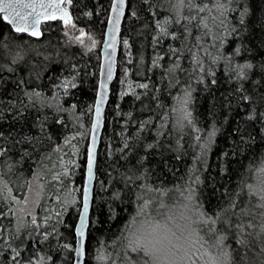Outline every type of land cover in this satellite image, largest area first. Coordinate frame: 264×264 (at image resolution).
I'll return each mask as SVG.
<instances>
[{"label": "trees", "instance_id": "obj_1", "mask_svg": "<svg viewBox=\"0 0 264 264\" xmlns=\"http://www.w3.org/2000/svg\"><path fill=\"white\" fill-rule=\"evenodd\" d=\"M173 2L127 1L84 264H120L129 223L150 190L155 205L164 208L191 190L195 217L202 212L215 219L214 234L203 243L225 247L235 264H264V232L258 228L264 209L245 187L256 185L264 166V0H193L191 9ZM110 4L71 0V21L101 42ZM41 30L40 38L16 33L0 16V159L15 172L45 174V200L56 192L60 199L71 179L77 198L60 209L55 203L56 212L41 214L38 229L19 233L0 202V264L74 259L100 44L85 51L68 42L59 20ZM180 101L188 112L182 125ZM72 143L77 150L68 175L49 180L57 149L66 157Z\"/></svg>", "mask_w": 264, "mask_h": 264}, {"label": "snow or ice", "instance_id": "obj_2", "mask_svg": "<svg viewBox=\"0 0 264 264\" xmlns=\"http://www.w3.org/2000/svg\"><path fill=\"white\" fill-rule=\"evenodd\" d=\"M60 2L62 3L63 0H60ZM123 2L124 0H118V3L113 4V12L117 13L115 17L116 23L119 22V15L120 11L123 9ZM68 3H71V0H68ZM172 6H188L190 9L196 7L193 0H174ZM39 7L44 9L45 11L40 13L36 12V3H23L22 0H0V13H7L3 16V20L6 21L9 25H12L16 33L29 32V34L34 37L41 35V33L37 30V27L41 22V18L45 21L57 20L59 18L63 20L65 24L70 23V18L67 12H63L60 17H57L55 14H51L48 12V9L59 8V4L41 3ZM25 9H32V11L25 12L23 11ZM199 10L202 11V9ZM83 35L84 33L81 30V36L75 38L81 44H83L84 42L81 38ZM125 43L127 42L125 41ZM93 47H95V41H93ZM245 67L251 66L246 65ZM107 79H111L110 69L107 73ZM61 86L67 88L69 84L65 82ZM71 87H75V84H71ZM105 87L106 85L102 83L100 99L97 101L96 105L97 123L96 125H94L93 130H95V128L99 126L100 106L103 104L106 95V93L103 91ZM139 87L144 88L147 87V85L141 84L139 85ZM35 95L39 97V93ZM261 116L262 118H264V113H262ZM93 139H95V137H93ZM93 159V154L89 152V175H91ZM257 171H259L260 173H264V167L258 169ZM245 187L248 189L249 199L251 200L253 196H258L260 202L257 204V207L264 209V179L260 180V187L258 190L256 189V186L252 184H248ZM185 200L188 201V203H185L183 205L185 210H193L198 208V205L192 204L194 200V193L191 190H189V194L185 196ZM150 204V200L144 201L142 204H140L136 216L133 217L132 224L137 225V227L134 231L131 232V238L128 241L127 247L134 255H129L128 252H125L122 264H176L177 258L183 261L189 256V252L185 251L184 245L180 243L181 239L184 238V229H181L177 225L174 230L172 223L174 217L172 215H169V213L166 211H161V209L165 207L164 204L160 203L155 208H153L152 211L155 212V215H152V213L148 211ZM231 207H235V204L230 205V208ZM229 210L230 209H225V212ZM242 213L244 215L249 214L247 209H243ZM87 215L88 202L87 189H85L83 211L80 213V224L78 226L80 240L78 241V247L75 249L77 255H81L83 253V229L85 227ZM260 215L261 217H264V212H261ZM197 216L198 219L193 222H189L191 219L190 217L182 216V218L186 221V228L192 229L193 224H196V226L201 231L209 234H214L212 224L215 223V219L212 217H206V214L202 212H198ZM217 218H219V216H217ZM33 223H35V220L33 221ZM235 227L238 234H240L241 236L244 235L243 223H239L235 225ZM249 227H251V225H249ZM261 231L264 232V225H262ZM145 234H157L160 239L155 241L148 240L146 239ZM248 235H251V233H249ZM238 243L246 246L248 242L241 239L238 241ZM262 251H264V249H262ZM221 254L225 257V264H235V262L231 260V257L228 253L222 252Z\"/></svg>", "mask_w": 264, "mask_h": 264}, {"label": "rangeland", "instance_id": "obj_3", "mask_svg": "<svg viewBox=\"0 0 264 264\" xmlns=\"http://www.w3.org/2000/svg\"><path fill=\"white\" fill-rule=\"evenodd\" d=\"M65 5L69 7L68 0ZM62 26L65 39L68 42H72L82 46L85 51H89L93 48V41H95V46L99 44L101 45L102 41L100 42V40L92 33H87L83 28L76 26L73 21H71L69 24H65L62 21ZM81 30L83 31V33L85 32L81 37L84 41L83 44L79 43L75 39L76 37L81 36ZM176 114L179 117V124L185 123L188 119V112L186 110L184 101H180L177 104ZM75 143H72L71 148L68 149L69 152L66 154V157L62 156V151H59L61 150L60 148L57 149V163L53 166L56 169L54 170L52 168L53 172L48 175L49 180L58 182L61 181L63 177H66L68 175L69 169L67 165H71L75 162V152L77 150V144ZM4 159H0V202H3L6 212L10 214L14 219L15 226L13 228L15 231H18V233L26 227H29L31 229H38L36 227L37 220L42 217L41 214L46 216V214L48 213H55V203L57 204L59 202L58 208L60 209V203L62 204L68 202L66 204V206H68L70 203H74L76 201V189L72 179L67 182L65 193L62 197H60V199L56 192V194L52 196L53 199L47 201L45 200V181L47 180H45V174L39 171L35 175L27 176L24 171L15 172L14 167ZM258 176V178L261 177L260 180L264 179V174L259 172ZM257 180L258 181L255 186L258 190L260 187V180ZM188 194L189 193L183 195L177 202H175L173 206L161 209V211H166L169 213V215H172L174 217V220L172 222L174 230L175 226L177 225L181 229H184V238L181 239L180 243L184 245L185 251L189 252V256L183 261L177 258L176 264H225V257L221 254L222 252L228 253L225 247L224 249H222V246L220 245H215L214 247H212L213 249L207 247L203 243V238L206 239L207 233L204 231H201V233H199V231H197L196 229V224H193L192 229L186 228V221L182 218V216L190 217L191 219L189 222L196 221L197 219L193 210H185L183 207L185 203H188V201L185 200V196H187ZM152 195L153 193L150 190L149 200L151 201V204L149 205L148 211L151 212L152 215H155V212H153L152 210L157 205H155L154 199L151 197ZM42 210L46 212L43 213ZM137 211L133 217L136 216ZM133 217L129 223L130 226L126 235L127 241L125 242L123 250V253L128 252L129 255H134L130 252V249H128L127 245L129 239L131 238V232L134 231L137 227V225L132 224ZM34 220L35 223H33ZM262 225H264V222L260 224L258 228H262ZM252 227L248 226L247 231L252 233ZM120 264H122V261L120 262Z\"/></svg>", "mask_w": 264, "mask_h": 264}, {"label": "water", "instance_id": "obj_4", "mask_svg": "<svg viewBox=\"0 0 264 264\" xmlns=\"http://www.w3.org/2000/svg\"><path fill=\"white\" fill-rule=\"evenodd\" d=\"M127 1L128 0H124L123 9L120 11V15H119V22L116 23L115 17L117 15V13L113 12V4L118 3V0H111V4H110L108 16H107V21H106V27H105L103 39H102V42L100 45V49H99L100 58H99V69H98V82H97L95 99H94V103H93L92 118H91V124H90L89 135H88V145H87V155H86V162H85L84 182H83V186H82L80 209H79L77 221H76V224L74 227L75 249L78 247V241L80 240V236H79V232H78V226L80 224V213L83 211L85 189H87L88 215H87L85 227L83 229V231H84L83 253L81 255H77L76 251H74L73 264H84V262H85L87 231H88V227H89L90 212H91L92 201H93V190H94V183H95V177H96L97 154H98V149H99L100 140H101L103 127H104L105 111H106L107 105L109 103L112 84L115 80L116 72H117L119 48H120V41H121V32H122L123 21H124L126 9H127ZM22 2L23 3H36L37 4L36 12H38V13L45 11L44 9L39 7V5L41 3L59 4V8L48 9V12L51 14H55L57 17H60L63 12H67L68 16L70 18V22H71V10L69 7H67L65 5L67 0H63L62 3L60 2V0H22ZM23 11L31 12L32 9H25ZM6 14L7 13H0L2 20H3V16ZM57 20L63 21L59 18ZM52 21H56V20L45 21L41 18V22L37 27V30L41 33V35H39V36H35V37L31 36L29 34V32H25V34H27L31 37H34V38H40L42 36L41 25L44 23H47V22H52ZM4 22H6V21H4ZM9 26L14 31L13 26L12 25H9ZM30 31H31V29H30ZM109 69L111 70V79H107V73H108ZM102 83H104L106 85V87L103 89V91L106 93V95H105V99L103 101V104L100 106L99 126L96 127L95 130H93L94 125H96V123H97L96 105H97V101L100 99V95H101V91H102V89H101ZM93 137H95V139H93ZM89 152H91L94 156L91 175H89V170H88Z\"/></svg>", "mask_w": 264, "mask_h": 264}, {"label": "clouds", "instance_id": "obj_5", "mask_svg": "<svg viewBox=\"0 0 264 264\" xmlns=\"http://www.w3.org/2000/svg\"><path fill=\"white\" fill-rule=\"evenodd\" d=\"M176 227V226H175ZM178 230V229H177ZM145 237H146V239H148V240H153V241H155V240H159L160 239V237L157 235V234H151V235H148V234H145Z\"/></svg>", "mask_w": 264, "mask_h": 264}, {"label": "bare ground", "instance_id": "obj_6", "mask_svg": "<svg viewBox=\"0 0 264 264\" xmlns=\"http://www.w3.org/2000/svg\"><path fill=\"white\" fill-rule=\"evenodd\" d=\"M18 236H19V235H18ZM18 236H17V237H18Z\"/></svg>", "mask_w": 264, "mask_h": 264}]
</instances>
